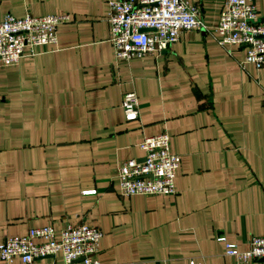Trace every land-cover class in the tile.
<instances>
[{
    "label": "crops",
    "instance_id": "obj_1",
    "mask_svg": "<svg viewBox=\"0 0 264 264\" xmlns=\"http://www.w3.org/2000/svg\"><path fill=\"white\" fill-rule=\"evenodd\" d=\"M110 1L121 0H0V21L70 18L56 44L0 66V242L83 224L102 231L103 263L235 264L226 243L243 251L264 235V65L243 66L245 48L217 43L226 0H182L197 7L201 30L117 61ZM253 1L263 21L264 0ZM127 92L136 118L121 108ZM161 133L181 157L175 193L121 196L117 168Z\"/></svg>",
    "mask_w": 264,
    "mask_h": 264
},
{
    "label": "built area",
    "instance_id": "obj_2",
    "mask_svg": "<svg viewBox=\"0 0 264 264\" xmlns=\"http://www.w3.org/2000/svg\"><path fill=\"white\" fill-rule=\"evenodd\" d=\"M109 42L117 61L141 59L166 51L185 31L204 26L197 7L182 0H121L108 3ZM68 15L15 18L10 14L0 21V66L17 65L23 57L34 56L35 48L57 43L56 28L69 22ZM141 30H153L145 31ZM222 47L246 49L242 65H264V21L253 0H226L214 27ZM121 108L127 118L139 115L134 92L123 95ZM141 159L123 162L116 172L121 196L173 195L174 180L181 157L170 151L169 136H148L139 144ZM94 193L93 191L85 194ZM102 231L87 225L66 226L57 235L51 226L30 229L25 235L5 237L0 242V260L9 264L19 258L21 264L52 257L50 264H112L98 258ZM219 240H224L223 236ZM248 248L238 250L226 243L225 253L235 264H264V235H252ZM193 264V263H192Z\"/></svg>",
    "mask_w": 264,
    "mask_h": 264
},
{
    "label": "water",
    "instance_id": "obj_3",
    "mask_svg": "<svg viewBox=\"0 0 264 264\" xmlns=\"http://www.w3.org/2000/svg\"><path fill=\"white\" fill-rule=\"evenodd\" d=\"M264 21V20H263ZM142 32H145V31H153V30H141ZM260 39H264V36H259Z\"/></svg>",
    "mask_w": 264,
    "mask_h": 264
}]
</instances>
